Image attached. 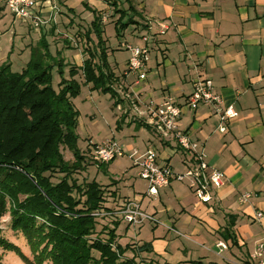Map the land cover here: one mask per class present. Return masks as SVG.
Masks as SVG:
<instances>
[{"label": "crops", "instance_id": "obj_1", "mask_svg": "<svg viewBox=\"0 0 264 264\" xmlns=\"http://www.w3.org/2000/svg\"><path fill=\"white\" fill-rule=\"evenodd\" d=\"M136 3L140 17H136L138 23L134 28L143 30L140 38L143 35L151 38L145 67L147 77L140 80L137 75L127 73V65L123 74L112 69L117 76L123 75L121 79L129 88L127 96L135 101L134 108H126L128 115L134 113L152 134L146 150L155 147L159 161L173 168L172 159L179 156L178 170L184 171L183 162L188 155L176 141L162 140L145 123L140 111L167 98L184 103L199 78L211 79L214 90L222 96L220 105L201 103L196 110H187L179 121L180 128L202 145L209 164L224 173V183L216 190L214 203L200 204L192 199L194 194L185 192L179 195L178 210L169 205L162 211L184 213L187 223L197 217L200 222L194 225L191 234L201 235L203 227L218 236L214 243L217 249V242L224 241V228L234 222L236 246L246 244L251 254L261 236V226L252 220L251 214L256 209L264 210V0H136ZM101 8L104 6L97 10L100 12ZM130 45L134 43H127L126 64L131 55ZM123 98L116 101L123 104ZM229 106L237 110L238 116L229 122L226 132H221L217 109ZM181 184L188 187L185 182L173 180L170 186L160 189L158 196L161 198L169 190L177 191ZM246 192L253 197L249 204L241 205L239 197ZM164 224L168 230L176 229L170 219ZM148 242L160 262L201 260L205 264L201 257L194 259L200 252L191 245L183 249L177 246L173 253L167 239L154 238ZM200 243L215 253L204 242Z\"/></svg>", "mask_w": 264, "mask_h": 264}, {"label": "trees", "instance_id": "obj_2", "mask_svg": "<svg viewBox=\"0 0 264 264\" xmlns=\"http://www.w3.org/2000/svg\"><path fill=\"white\" fill-rule=\"evenodd\" d=\"M127 1V9L112 2L119 14L115 22L118 36L140 17L134 0ZM86 5L95 15L88 39L94 31L98 39L87 49L89 56L81 67L70 66V78L64 76L63 60L52 56L44 38L32 47L31 59L21 72L12 71L10 63L0 62V222L9 214L11 230L24 235L33 255V259L26 256L4 236L0 226V264L7 251L17 252L28 264H169L155 258L151 242H139L137 247L135 243L117 242L122 219L115 216L117 209L108 201L127 197L96 180L79 182L75 177L86 169L88 152L78 147L80 112L72 99L81 85L75 75L81 71L93 89L110 92L121 101L115 88L119 76L109 62L102 16ZM0 6L3 10V0ZM55 65L62 77L57 89L52 79ZM63 149L73 153V161L66 160ZM107 219L110 222L102 225ZM99 225L102 229L97 232ZM234 226V222L228 223L222 234L226 242L236 246ZM128 251L134 255L126 256ZM140 253L152 257L140 263Z\"/></svg>", "mask_w": 264, "mask_h": 264}, {"label": "rangeland", "instance_id": "obj_3", "mask_svg": "<svg viewBox=\"0 0 264 264\" xmlns=\"http://www.w3.org/2000/svg\"><path fill=\"white\" fill-rule=\"evenodd\" d=\"M3 1L5 3L6 0ZM115 1L122 9L129 7L127 0H50L58 8L56 22H51L41 29H35L30 22L16 18L4 6L3 10H0V62L10 63L12 71L21 72L31 59L32 47L44 38L49 44V51L52 56L63 60L65 65L64 76L70 78V66L81 67L84 60L89 56L87 49L92 48L98 39L95 31L89 34L88 39V32L91 31L95 16L93 10L87 8L86 3H89L92 4V7H95L94 9L104 6L100 10V16H102L104 28L103 36L107 40V46L110 47L109 62L116 72L123 74L129 56L127 43L144 45L139 36L143 30L134 28L137 24H131L124 31V35H116L114 24L119 14L114 11L112 2ZM133 2L137 4L136 0ZM51 11L52 8L47 7L43 9L41 16L48 19L51 16ZM59 73V66L55 65L52 68V79L56 89L62 80ZM122 77L123 75H119V81L115 84V87L120 89V92H117L119 97H124L123 104H117L116 98H113L110 92L93 89L92 84L86 83L81 71L74 77L81 85L80 91L72 99L75 107L80 112L77 129L78 147L82 151H88L85 153L87 158L86 169L76 174L75 177L78 178L79 182L96 180L110 191L117 190L118 194L127 197L115 202L112 198L108 201L109 204L116 207L115 216L117 218H122L123 214L119 212L123 206L129 203L127 199H130L131 201H140L142 209L147 214L153 215L155 219V221H145L144 224L137 227L121 220L117 230L120 238L117 239V242L123 245L135 243L134 245L137 247L139 242L141 244L154 238H164L170 241L169 250L173 253L177 251V246L183 249L185 246L191 245L192 249L200 252L194 259L201 257L205 264H248L249 250H246V244L238 248L232 242H227V252L218 255L219 248L217 249L214 245L218 236L208 233L203 227L200 229L202 231L201 235L191 234L194 225L200 222L197 217L193 216V221L187 223V215L184 213L162 211L169 205L178 210L180 207L179 195L185 192L193 194L188 187L181 184L175 192L169 190L162 193L161 198L159 196L152 198L147 195V183L139 176L132 155L135 152H138L139 155L145 152L148 139L152 137V134L144 124L137 120L134 113L128 115L126 108H134L135 101L132 97L127 96L129 88L125 86ZM109 140H113L118 145L117 149L121 152V155H117L114 160L103 165H100L94 159L96 163L93 162L91 160L93 158L91 150L94 148V144H103ZM90 148L91 150H88ZM63 153L66 160H74L73 153L70 150L63 149ZM180 161L179 156H174L172 159V165L178 172H180L178 170ZM53 180L57 181V177L54 176ZM193 198L195 201L197 200L195 196ZM168 219L174 222L176 229L168 230V227L164 224ZM109 222V219L104 220L102 225ZM9 224L10 215L7 214L0 222L4 236L13 241L26 256L33 259L32 251L24 235L12 231ZM102 225L98 226L97 232L101 231ZM102 237L104 236L102 235ZM200 242H204L215 253L207 251ZM133 255L134 253L131 251L126 254L128 257ZM150 257L152 256L140 253L138 262L148 261ZM3 264L28 263L17 252L7 251L3 256ZM43 264L52 263L47 261Z\"/></svg>", "mask_w": 264, "mask_h": 264}, {"label": "built area", "instance_id": "obj_4", "mask_svg": "<svg viewBox=\"0 0 264 264\" xmlns=\"http://www.w3.org/2000/svg\"><path fill=\"white\" fill-rule=\"evenodd\" d=\"M5 6L12 14L23 21L30 22L35 29L56 22L58 8L50 0H6ZM51 7V16L44 19L41 14L43 9ZM144 45H130V57L127 62V73L135 74L138 79L144 80L147 77L145 67L150 56V37H141ZM201 103L220 105L222 96L214 90L213 81L209 78H199L194 83L193 92L186 98L184 103H179L172 98H167L162 103H150L146 110L140 111L144 121L158 134L162 140H174L188 158L183 162L184 171L178 172L169 164H162L159 161L157 149L153 146L139 155L138 152L132 155L134 166L138 168L139 176L147 183V195L156 197L160 189L170 186L173 180L185 182L191 192L197 198L198 203L212 205L216 199V190L224 183V173L214 168L206 160V153L197 141L193 140L189 132L179 126L182 115L189 109L196 110ZM219 131L226 132L229 122L238 116L233 106L226 108L219 107ZM113 140L97 144L92 149V157L97 162L107 163L121 155ZM136 157V158H135ZM251 192L242 193L239 197L241 205L251 202ZM123 206L119 213H122V220L134 227L144 224L145 221H155L154 216L147 214L141 207L140 201H131ZM212 206H210L211 208ZM251 218L261 226V236L256 240L254 250L249 254L248 264H264V210L256 209ZM159 223V221H157ZM216 246L219 254L228 250V243L218 241Z\"/></svg>", "mask_w": 264, "mask_h": 264}]
</instances>
